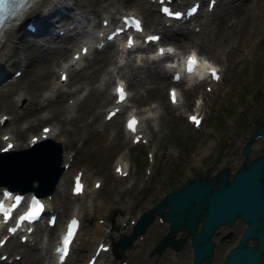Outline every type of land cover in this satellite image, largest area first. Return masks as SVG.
<instances>
[{"label":"rangeland","instance_id":"1","mask_svg":"<svg viewBox=\"0 0 264 264\" xmlns=\"http://www.w3.org/2000/svg\"><path fill=\"white\" fill-rule=\"evenodd\" d=\"M68 1L72 5V2H76L77 0ZM217 1L218 3L216 4L215 9L211 11V14L208 15V17L204 14V17H201V21L205 18L208 21L217 18L221 8L225 5L224 0ZM237 1L239 3H245L249 0H232V5L236 6ZM77 2H80L82 10H85L88 13L92 8L98 9L103 2L102 5H104L106 9H111L110 3L112 6L135 8L137 13H141V16L146 21V25L148 22L150 23L158 20V15L148 0H112V2L108 4H105L104 0H78ZM75 8L76 7L73 6V9ZM229 14L228 19L231 20L233 27L237 28L240 26L241 28L235 31L236 33L232 34V36L228 35L225 36L223 40H220L222 43L224 42L222 46H217L212 49L210 46L209 49L206 48L208 49L207 51H203L200 49L202 46H199V44L196 43L197 49L200 50L199 52L206 55H212L210 52L212 50L215 55L217 52L215 50L219 48L221 49L219 50L220 55L227 59L222 63L223 65L221 64V77L216 82L215 88H213L212 91L204 92L205 94L203 93L205 96L202 106L200 105L201 108L200 106L196 108L195 104L193 106L194 110L201 111L202 109L203 128H194L185 118L186 112L191 110L190 105L194 88H184L183 93L180 94L181 98L178 104L169 105L164 90L166 80L164 79L165 81L162 82L157 81L156 88L161 94L165 106L158 104L159 99L156 92L149 90V86H152L153 83L147 82L145 85H137L135 82L129 83L128 73L131 71L143 74L146 68L151 70L156 66L157 68L160 67L161 61H159L160 63H152L149 59H145L144 57L134 60L128 54L124 55L123 58L119 56L118 58L116 57L118 62L117 65L113 63L114 59L112 55L111 61L106 60L104 66L97 68L94 72L91 71L89 83L86 84L83 81V87L86 89L84 93L79 96L78 99H80V101L77 106L74 107L70 104L71 100L69 101L70 98H68V95L67 98L63 99V102L67 100L69 101L68 104L71 105L67 110H62L61 112L59 108H56L54 113L51 114L47 109L50 104L45 103L41 106L42 109H38L40 114L45 115H43V118L37 119L34 117V114L30 112L28 113L27 109H30L28 104L27 109L24 112L25 114L22 113L26 116L21 121L20 117H18L19 119L17 118L20 121L19 124L21 127L19 135L25 139L29 137L26 135H28L30 131H38L35 129H37L42 123L55 124L56 127L62 128V133L52 139L55 140L56 138V140H58L59 137L64 136L66 138L67 136L66 140H68V142L70 141V144L64 143L61 146L63 150L65 149L66 151V149H70L69 151L73 153L71 157V153L66 151L67 155H62V160L64 159L65 161V158H68L66 160H70L71 164H73L72 169H82L83 175L86 178L87 187H90L88 185H91L90 182L93 177L101 179V184L97 189H94V195L92 197H89L84 193L83 196L75 198L82 203L84 211H86L85 203L90 202V200H94V203L89 207V210L87 209V211L84 212L83 218H81V221L83 222H81L72 249L67 259L62 264H81L82 259L88 254L87 252L90 251L100 230L97 225L99 224L98 222L95 226V221L98 217L106 216L111 211L115 210L117 218L115 217L114 224L117 226V223L121 220L120 218L124 219V223L117 228L123 232H127L129 230L128 220L132 217L135 218L138 212L146 210L148 205H152L153 202L157 200L160 193L166 192L170 188L181 184L192 174L205 171L212 172L213 168L219 166V164L231 166L239 161L241 155L238 154L237 149L240 144V135L243 133L247 136L253 125L264 115V26H262L264 25V6L259 7L258 14L253 13L252 15H247L242 21L236 19L233 13ZM228 19L227 24L230 21H228ZM199 23L200 21L197 22V24ZM194 24L195 23H193L190 28L193 29ZM186 25L185 27H182L183 30L187 29L188 25ZM159 30L162 32L161 28H159ZM244 33L247 34V36L249 35V38L245 42V45H242L239 36L244 35ZM178 38L180 39L181 37L177 36L173 38L171 42L174 43ZM181 39L184 40L183 45L187 47L189 35ZM33 42H35L33 35L25 34L21 28L16 31V36L11 42V49L7 55L8 57L6 56L4 58L9 71L13 68L20 67L18 61H15V59L22 56L23 53L31 56L28 64L27 62L24 63L27 64V69H29V67L34 68L36 73H38L39 70L42 71L44 69V66L50 61L54 53H45L40 47L37 50H34L31 45ZM220 44L221 43H219V45ZM175 47L178 49L180 48L177 45H175ZM109 52L111 51L106 47L99 51L96 50L86 57L84 65L79 69L80 71L75 70L68 75L67 90L74 88L73 86L77 83V80L81 75L84 77L85 74L90 72L89 69L92 68L93 65L91 64L94 60H97V63ZM144 54H147V51L140 52V55ZM216 57L218 58V56ZM40 61L42 63H40ZM24 64H22L23 68ZM115 72H120L123 75L128 87L133 93L131 96L132 100H130L129 103L139 105L147 99H151L154 103L156 102V106L154 107L156 112H158L155 117L156 123H151V119L149 120L151 124H157V126L150 127V140L147 144L140 142L136 144L130 143L128 137L123 136L124 132L122 131L121 133L119 123L120 117L118 115H115L105 122L101 120V105L104 102L99 106L98 104L100 101L111 100V95L108 93V89L110 87L113 73ZM44 76L45 78L50 76V78L54 79L56 77V72L53 71L49 75V72L45 71L43 78ZM28 79L29 78H25V74L22 72L15 79L16 81L13 83L14 86H12V89L17 87V89L21 90L19 86L29 83ZM93 80L96 84L93 83ZM105 81L107 82L106 88L109 97L107 99H102L101 94L98 93L97 84ZM103 85L104 83L102 86ZM146 86H148V88H146ZM41 88H44L42 83L28 84L26 87L29 92L28 96H31V99L34 97L36 98V96L39 95L38 92L42 91ZM93 88L97 92L93 91ZM180 88L182 89V87ZM199 89H203L202 83H200ZM7 90L8 86L7 88H2L0 86V93H4ZM76 92H78V90L72 94V98L78 97ZM57 98L58 96L56 99ZM7 99H9V94H7ZM6 102L5 98H0V112L4 111L8 115H14L18 110V106H15L14 103L11 105ZM31 104L32 106L37 105L33 100H31L30 105ZM18 105H20V103ZM145 107L146 105L144 108ZM59 117H63L62 123L57 122V118ZM13 123L14 119L10 118L6 124H2L3 126L0 125V131L5 127H11ZM30 123L31 125L28 126ZM211 125L213 130L208 129ZM146 129H148L147 125H145V130ZM262 138H264V135ZM262 138L253 140L252 143L260 146V140ZM148 149L152 150L151 164L147 162L148 156H146V152H149L147 151ZM259 151L260 149L252 150L250 154ZM117 157H119V159L116 161L125 159L126 163L131 167L125 177L119 176L120 178H116L113 174V163ZM146 165H149L150 167L149 173H145L144 166ZM62 173H64V170ZM130 179L131 181H128ZM66 180V182L61 181L59 185L60 188H64V193L54 191L50 193L49 197V207H52L56 211L57 220L59 217L61 219L69 212V209L72 207V201H74L68 192L69 177H67ZM127 183L129 184L128 186H126ZM54 228L55 225L52 228L42 230V232H35L38 239L36 245L39 246H36L37 250H34V248L29 246L26 242H18L16 239L11 240L15 242L14 245L10 243L11 241L7 242L5 247L8 248L6 250H8L10 254H13L14 251H19L21 255L15 261L7 262L2 260L0 261V264H30L32 261L35 264L37 260L38 262L43 261L41 260V255H39V253H42L45 247L41 245V242L43 240H49V238H45L43 235L48 231L51 232ZM165 228L166 227L163 223L154 220L147 227L143 235L135 239L131 247H123L124 253L126 254V264H188V244H183L177 250H171L164 247L159 252L149 254V250H151L153 245L158 241L159 236L165 231ZM228 228L232 229L231 237L228 240L220 239L219 234ZM240 228L241 223L236 219L230 227L223 224L218 232L213 234L212 237L215 244L211 263L217 264L219 262L223 250L235 240V232L239 231ZM106 230L108 231H103V234L101 235L104 241H108L110 237L116 236V231L114 229H108L106 227ZM95 236L96 238L93 239L92 237ZM249 242L252 241L249 240ZM34 251L35 255L33 256ZM102 256L106 259L108 258L106 253H103ZM117 262V260H111L108 264H117ZM259 264H264V251L261 253Z\"/></svg>","mask_w":264,"mask_h":264},{"label":"bare ground","instance_id":"2","mask_svg":"<svg viewBox=\"0 0 264 264\" xmlns=\"http://www.w3.org/2000/svg\"><path fill=\"white\" fill-rule=\"evenodd\" d=\"M78 1V0H77ZM222 1V0H220ZM225 1V5L221 8V11L220 13L218 14L217 18L216 19H212L210 21H208L206 18L203 20V21H200L199 23V27H196L193 29L192 28H188L186 30H183L181 31L180 30V34L178 35L179 37L183 38V37H187L189 34H190V37L192 36H195L197 37L196 38V42L199 44V46H202V47H205V48H202L200 47L201 50L203 51H207L209 49V47L211 46V49L212 48H216L217 46H220L222 44V41L220 40H223V38L225 36H228V35H231L236 33L235 31L239 30V28H241L240 26L239 27H232V24H227V19H228V14L230 13H233L234 17L236 19H239V21H242L245 16L247 15H252L253 13H256L258 14L259 12V7L261 6H264L262 4H264V0H249L247 2H243V3H239L237 1L236 3V6L232 5V0H224ZM81 2V1H80ZM80 2H77V4H74V7H77L79 10L75 11V13L72 14V18L71 17H68L69 20H75V22L77 21L78 24L81 20V18H87V17H92L91 15H98L100 14V12L104 11V15L102 17H106L108 18V20L111 22L114 20V13L115 12H121V10H119L118 8H113L111 9V11H106V8L104 7V5H102L101 3V10L99 11L98 9L96 8H92L90 9V12L87 13L85 10H82L81 8V3ZM112 2V0H104V3L105 4H108ZM70 3V2H69ZM96 3V2H95ZM218 3V1H216V4ZM66 2L65 0H39L38 3H37V8L35 9L36 11L33 13V18L34 20L40 25L41 22H42V18L44 16V14L46 12H50L51 11V8L55 5L57 6H62V7H66ZM126 4V3H125ZM111 5V3H110ZM117 5V4H116ZM109 6V5H108ZM263 8V7H262ZM76 9V8H75ZM89 9V8H88ZM206 6L204 8L205 11L206 10ZM114 12V13H113ZM208 12V11H207ZM211 13V11H210ZM206 14L207 16V13H204ZM229 14V15H230ZM111 15V16H110ZM152 15V14H151ZM154 15V14H153ZM27 16V14L25 15ZM24 16V17H25ZM249 17V16H248ZM222 18V20H221ZM253 18V17H252ZM64 18H62L63 20ZM247 19V18H246ZM245 19V21H246ZM235 20V19H234ZM264 20V19H263ZM17 21V20H16ZM16 21L14 23H16ZM75 22L72 24V28H74V32L75 33H78V34H82L84 35L87 31H90L93 33H95V31H93L95 28H99L97 25H95L94 23L91 24L90 26H88V29H78V24H75ZM264 22V21H263ZM13 23V24H14ZM258 23V22H257ZM236 24V23H235ZM253 25V24H252ZM235 26V25H234ZM248 26V25H247ZM264 26V25H262ZM22 27V23L21 21L19 20L14 26H12L10 29H8L4 35H3V38L0 40V61L2 62V60L8 55V53L10 52V49H11V42L14 40L15 36H16V31ZM177 27V25H176ZM175 27V28H176ZM231 27V28H230ZM260 27V26H259ZM160 28L162 29V32L161 34H165L164 33V28L163 26H160ZM245 28V26H244ZM251 28V27H250ZM254 28V27H253ZM177 29H180V28H176ZM261 29V28H260ZM197 30V31H196ZM264 30V29H263ZM254 31V30H253ZM261 32V31H259ZM242 33V32H241ZM250 34V33H249ZM255 34V33H254ZM259 34V33H258ZM256 35V34H255ZM249 36V35H248ZM247 36V34L244 33V35L242 36H239V40L240 43L242 45H245V42L247 41V39L249 38ZM230 37V36H229ZM252 37V36H251ZM55 38H57L58 40L65 38V36H63V38L61 37V35H59L58 33H56V36ZM78 36H75L74 39H71L73 41L72 44H70L68 47H72L74 44L77 43V41H79V38ZM164 37L162 36L161 37V40L163 39ZM176 39L174 41V43H177L179 45H183L184 43V40L182 39ZM252 39V38H251ZM227 40V39H226ZM165 42V41H164ZM166 43H169V42H166ZM172 43V42H170ZM219 43H221L219 45ZM226 43V42H225ZM215 44V45H214ZM238 44V43H237ZM240 44V45H241ZM247 44V43H246ZM32 48L34 50H37L40 45L37 44V43H32ZM79 45V44H78ZM213 45V46H212ZM233 46V45H232ZM239 46V45H238ZM68 47H65L64 46H61L59 49L57 48L55 50V48H50L53 52H56L57 51V54H59L58 56H52L50 61L48 63H46V66H44V69L42 71L39 70L38 73H36V70H34V68H30L29 69H25L23 68V71H25V78H29V83L27 84H24V85H20L19 87L21 88V90L17 89L16 85L15 87L16 88H13L12 89V86L13 83H10L8 85V90L4 93H0V98H5V100L7 101L6 103L8 104H15V106H18V110L16 111V113L14 115H8L5 120L3 121L2 124H6L7 121L10 119V118H13L14 119V123L12 124L11 127H5L2 132H1V135L3 134V136L1 137L0 135V145H3L4 142L7 141L8 142H11V148H22V147H27L28 146V143L29 142H32L31 140V135L34 134L37 138H40L41 135L45 134V136L47 138H53V137H56L58 134H61L62 133V128H59V127H56L55 124L52 125L50 124L49 125V130L48 132L44 133V132H32L29 137L27 139H25L24 137H20L19 133H20V124L19 122L26 116V115H23L22 113L25 112V110L27 109V105L29 104V108L30 109H27L28 110V113H32L34 114V117L37 118V119H40V118H43L45 114H40L38 111V109H42L41 106H37L39 104H41L42 102L44 103H49V107L47 108L48 111L51 112V114L54 113L55 109L56 108H59V110H67L69 109V107L72 105V106H77L79 104V99H77V97H75V99L72 100L71 102V105L67 104V103H64L63 102V99H65L69 94H73L75 91L79 90V88H81L83 86V81L84 83L88 84L89 81H90V75H91V71H95L97 68H100L102 66H104L106 63L105 61L109 59L110 55L107 56H104L102 57L97 63L96 61L97 60H94V62L91 64L93 65L91 69H89V73L85 74V76L83 77L81 75V77L77 80V83L76 85L74 86V88H72L71 91H68L66 94L65 93H60L59 95L57 94L58 90H59V87H60V84L61 83H55L48 80L47 78H43V75L45 73V71H50L53 66L57 65V68H60V65H63L61 63V60H64L63 57V54H65L66 50L68 49ZM208 48V49H206ZM230 48V47H229ZM233 49V48H232ZM26 50V49H25ZM30 51V50H29ZM33 51V50H32ZM114 50L112 49V52ZM217 51L216 52V56H218L219 58V64L220 63H223V60H221V55H220V52L219 50H215ZM229 51V49H228ZM228 51H227V54H228ZM23 52V51H22ZM42 52V51H41ZM46 53V52H45ZM31 54V53H30ZM41 54V53H40ZM46 55V54H45ZM34 56V55H33ZM38 56V55H37ZM50 56V55H49ZM102 56V55H101ZM8 57V56H7ZM13 58V57H12ZM35 58V57H34ZM59 58H62L61 60H59ZM31 59V56L30 55H27L26 53H23V56L19 59H15V61H18V62H22V64H24L25 62H27L28 64V61ZM42 59V58H41ZM47 59V57H46ZM112 59V57H111ZM217 59V58H216ZM226 60V58H224ZM39 61V60H38ZM12 62V61H11ZM33 62V61H32ZM31 63V62H30ZM40 63H42L40 61ZM96 63V64H95ZM105 63V64H104ZM21 64V65H22ZM66 64H70V62L68 61ZM209 65V62L206 63V61H199L198 65L195 67L194 69V73H197V74H201L202 71L204 70V68ZM223 65V64H222ZM41 67V66H40ZM106 67V66H105ZM222 67V66H221ZM43 68V67H42ZM66 68V67H65ZM65 68H63L61 66V68L59 69V72L61 70H65ZM40 69V68H39ZM99 70V69H98ZM106 70V69H105ZM80 71V70H79ZM107 71V70H106ZM58 72V74H59ZM88 72V71H87ZM68 74H70V70L67 71ZM97 73V72H96ZM95 73V74H96ZM41 74V75H39ZM74 74V73H73ZM188 75L191 74V72L187 73ZM72 78V77H71ZM96 78V77H95ZM69 79V78H68ZM167 80V74H166V70L164 68H160L157 66L154 68V69H148L146 68L143 72V74H139L138 72H129L128 73V81L129 83H137V85H145V83H149V82H152V86H149V90L151 91H154L156 92L157 94V97H158V104L162 105V106H165L164 104V100L162 99L161 97V94L159 93V91L157 90V81H165ZM76 81V80H75ZM94 81V80H93ZM32 83H42L43 87H45V89H47V92L46 93H41L40 95H37L36 98H32L31 99V96H28V89H26L27 85L28 84H32ZM92 83V82H91ZM95 83V81L93 82ZM107 82L105 81L104 82V85L100 88H98V93L101 94V98L102 99H107L109 97L108 93H107V88H106V84ZM164 83V82H163ZM21 84V83H20ZM96 84V83H95ZM39 86V85H38ZM85 86V85H84ZM211 86L213 88L214 86V83L211 82ZM36 87V86H35ZM23 88V90H22ZM40 88V86H39ZM38 88V89H39ZM146 88H148V86H146ZM199 88V86H198ZM198 88H197V91H198ZM193 89V88H192ZM70 90V89H69ZM90 91V90H88ZM93 91H96L94 88H93ZM184 91V87H182V89L180 88L179 89V94H182ZM36 92V91H35ZM56 92V93H55ZM97 92V91H96ZM198 92H201V91H198ZM205 92V91H203ZM51 93H54L55 95L57 94L58 98H54V99H51ZM7 94H9V99H7ZM16 94V95H15ZM34 94V93H33ZM37 94V93H36ZM53 94V95H54ZM205 94V93H204ZM181 96V95H180ZM204 96L205 95H202V99H201V102L203 103V99H204ZM181 98V97H180ZM183 98V97H182ZM195 99L197 101V103H199L200 101V94H196L195 95ZM31 100H33V102H35L37 105L35 106H32V104L30 105V102ZM19 101L20 102V105H18L16 102ZM43 104V103H42ZM198 107H199V104H197ZM202 105V104H201ZM156 106V105H155ZM154 106V107H155ZM154 107L152 105H148L147 107L143 108L142 110H138V111H135L136 114L139 115L140 119H141V122L138 123V128L135 130L134 133H137L139 134V136H141V138H146L148 139V136H150V134H148V136L146 135L147 131L144 129L143 127V118H146L148 117L147 119H151V123H156V110L154 109ZM196 106V108H198ZM196 110V109H195ZM199 111V110H198ZM66 113V112H65ZM68 113V112H67ZM5 114V113H3ZM25 114V113H24ZM60 114V113H59ZM69 114V113H68ZM31 115V114H30ZM56 115V114H55ZM58 115V114H57ZM63 115V114H62ZM20 117V121L18 120ZM64 117V116H63ZM63 117H59L57 118V122L58 123H62L63 122ZM70 117V116H69ZM18 118V119H17ZM70 119V118H69ZM70 122V120H69ZM117 124V123H116ZM31 123L28 125L30 126ZM58 125V124H57ZM199 127H202L203 126V122L202 120H200L199 122ZM64 130V129H63ZM66 136V135H65ZM89 137V136H88ZM87 137V138H88ZM67 138V136H66ZM66 138L63 136V137H59L58 138V142L60 143V145H63L64 143L66 144H70V141L68 142V140H66ZM56 139V138H55ZM85 139V138H84ZM98 139V138H97ZM92 140V138H91ZM150 140V139H149ZM62 147V146H61ZM27 155L25 158H21V159H18L16 161H5L6 163L2 164L0 166V168H4V170L2 171H9L11 173H13L11 176L10 179H7L10 180L11 182H19V178L23 181L27 180L29 177L31 176H28L27 174L29 173H34L32 176L35 177L36 174H43L46 170H50V165L52 163L53 160H49V156H50V153H51V150L50 148H48L46 150L45 153H43L42 151L39 152V154L33 152L32 150L30 149H27ZM62 155H67V152L64 150H62ZM68 158H65V161L64 159L62 160L61 159V162H63L64 164V173H61L60 176H59V180H57V183L55 185V189L56 191L59 193H64V188H60L59 185H60V182L63 181V182H66V178L69 176V174H71L72 176V173H75L72 172V165L71 164V161L70 160H66ZM116 165H120L121 169H126V173L129 172L130 168L129 165L126 163V160L125 159H120L119 161H116L114 163V167ZM63 172V171H62ZM71 172V173H69ZM115 175L116 172H115ZM26 177V179H25ZM71 178V177H70ZM117 178V177H116ZM120 178V177H118ZM3 180H6L5 178ZM94 180H96L95 178L92 179L91 183L94 182ZM118 180V179H117ZM62 182V183H63ZM1 187H3L4 185L3 184H0ZM59 187V188H58ZM39 190H43L42 187H39ZM16 192V191H14ZM28 193L31 192V190H27ZM83 193L87 194L89 197H92L94 195V189L92 187H85L84 190L82 189V192L80 194H76L74 195L75 196H81ZM46 195V194H45ZM44 195V196H45ZM65 196V195H64ZM50 201V200H49ZM94 201V200H93ZM92 200H90V202H87L85 203L86 204V211L87 209L89 210V207L93 205V202ZM72 211H75L77 214L80 215L81 218H83V215H84V211L83 210V207H82V203H80L79 201H77L76 199L74 201H72V207L70 208ZM85 209V208H84ZM92 210V209H91ZM83 222V221H82ZM98 227H99V232L97 234V240L100 239L101 235L103 234V231H105V227H103L101 224H97ZM51 233V232H50ZM94 248V247H93ZM31 251V250H30ZM26 254V253H25ZM90 253L87 254V256L89 255ZM35 255V251L33 252V256ZM38 255V254H37ZM27 256V255H26ZM32 256V255H31ZM30 257V256H29ZM43 258H46L45 260V263L44 264H51V260H50V251L49 250H46L45 251V254L43 256ZM26 259V258H25ZM37 260V259H35ZM86 260V258H85ZM84 260V261H85ZM83 261V263H84ZM30 264H34L33 261L30 263ZM35 264H41L40 262H38V260L35 262ZM66 264V263H65ZM213 264V263H211Z\"/></svg>","mask_w":264,"mask_h":264},{"label":"water","instance_id":"3","mask_svg":"<svg viewBox=\"0 0 264 264\" xmlns=\"http://www.w3.org/2000/svg\"><path fill=\"white\" fill-rule=\"evenodd\" d=\"M263 125L264 117L251 130L250 137L261 132ZM242 151L244 157L232 173L228 167H222L212 176H192L187 182L166 192L151 208L138 216L128 234H122L117 242H112L114 252L119 254V249L142 230L156 212L168 221L169 230L161 236L153 250L160 251L166 243L178 247L189 234L192 260L195 264H199L202 259L208 263L214 244L210 238L212 231L225 220L232 223L237 216L244 226L220 264H257L264 249V142L261 153L254 155L248 162L245 161L248 140ZM53 167L54 172L51 170V174L50 170H46L48 177H52L51 181L58 171V160ZM6 182L16 187V183L10 180ZM27 182L23 185L39 192L32 183V177ZM178 228L183 234L174 237L173 233ZM249 237L255 240V244L248 243Z\"/></svg>","mask_w":264,"mask_h":264},{"label":"snow or ice","instance_id":"4","mask_svg":"<svg viewBox=\"0 0 264 264\" xmlns=\"http://www.w3.org/2000/svg\"><path fill=\"white\" fill-rule=\"evenodd\" d=\"M175 15L179 16V15H181V14H180V13H175ZM151 39H156V38H155V37H152ZM130 44H131V41H130ZM206 63H207V62H206ZM197 64H198V60H197V57H196L195 54H192L191 56H189V57L187 58V65H188V70H189V71L193 72ZM210 75H211L214 79H219V76H218V74H217V69H216L215 67H212V68L210 69ZM61 78H62V79H66V77H64V76H62ZM118 92H121V93H122V92H123V89H118ZM170 97H171V99L173 100V102H175V100H176V94H174V91H173V90L170 91ZM121 98H123V97H121ZM190 119H191L193 122L197 123V124L199 123L198 118L195 117V116L190 117ZM135 123H136V122H135L134 120H132V121H130L129 124H128L129 129H130L131 131H133V132H135V130H136V129H135ZM45 132L47 133L48 130L46 129ZM10 147H11V145H9V148H10ZM4 195H9V194H8L7 192H5ZM17 199L19 200L20 198L17 197ZM40 211H41V209H40V208H37L36 211L30 213V216H36V215H38V213H39ZM21 219H27V217H21ZM76 224H77V222H76L75 220H73V221L71 222V224L69 225V228H68L67 235L65 236V238H64V240H63V245H64V247H63V249H58V251H62V253H65V254L67 253V251H68V247H69V244H70V238L73 236V229L75 228ZM10 231H15V229H10ZM2 243H3V241H0V244H2ZM63 259H64V255L62 254V255H61V260H63Z\"/></svg>","mask_w":264,"mask_h":264}]
</instances>
